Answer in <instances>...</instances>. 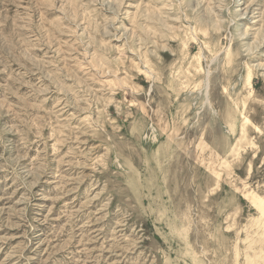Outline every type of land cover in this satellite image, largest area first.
Here are the masks:
<instances>
[{
	"label": "rangeland",
	"instance_id": "1",
	"mask_svg": "<svg viewBox=\"0 0 264 264\" xmlns=\"http://www.w3.org/2000/svg\"><path fill=\"white\" fill-rule=\"evenodd\" d=\"M0 264H264V0H0Z\"/></svg>",
	"mask_w": 264,
	"mask_h": 264
}]
</instances>
